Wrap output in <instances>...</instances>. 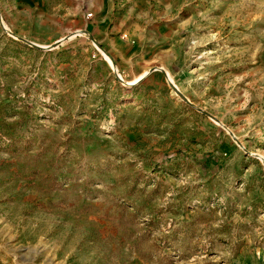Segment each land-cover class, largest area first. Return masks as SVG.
Instances as JSON below:
<instances>
[{
    "label": "rangeland",
    "instance_id": "rangeland-1",
    "mask_svg": "<svg viewBox=\"0 0 264 264\" xmlns=\"http://www.w3.org/2000/svg\"><path fill=\"white\" fill-rule=\"evenodd\" d=\"M0 264H264V0H0Z\"/></svg>",
    "mask_w": 264,
    "mask_h": 264
},
{
    "label": "crops",
    "instance_id": "crops-1",
    "mask_svg": "<svg viewBox=\"0 0 264 264\" xmlns=\"http://www.w3.org/2000/svg\"><path fill=\"white\" fill-rule=\"evenodd\" d=\"M135 25V24H134ZM122 27L121 26H119V27H117V29L118 30H120ZM101 36L103 37V38H105L106 39V37H105V34H101ZM139 46V45H138ZM151 48V47H150ZM154 49H155V47H153V51H154ZM147 53H149V52H147ZM149 56V55H148Z\"/></svg>",
    "mask_w": 264,
    "mask_h": 264
},
{
    "label": "bare ground",
    "instance_id": "bare-ground-1",
    "mask_svg": "<svg viewBox=\"0 0 264 264\" xmlns=\"http://www.w3.org/2000/svg\"><path fill=\"white\" fill-rule=\"evenodd\" d=\"M114 65V63H112ZM167 73V72H166ZM220 122V121H219ZM224 125V124H223ZM225 126V125H224Z\"/></svg>",
    "mask_w": 264,
    "mask_h": 264
}]
</instances>
